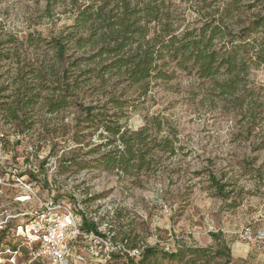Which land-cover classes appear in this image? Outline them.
<instances>
[{"label":"rangeland","instance_id":"obj_1","mask_svg":"<svg viewBox=\"0 0 264 264\" xmlns=\"http://www.w3.org/2000/svg\"><path fill=\"white\" fill-rule=\"evenodd\" d=\"M199 1L171 0L179 25L177 33L220 20V13L223 15L225 4L231 0H206L210 7L205 9H201ZM263 2L241 0L239 10L224 22H233L234 33L247 27L264 17ZM70 3L71 0H0L1 43L5 41L4 34L15 35L23 43L18 57L0 62V91L12 83V71L17 66L23 67L22 74L29 70L38 51L43 57L51 55L48 38L71 24ZM38 34L40 38L35 39ZM263 36L264 30L252 33L249 40L253 49L245 54L256 61L245 76L246 90L259 95L254 118L245 111L240 115L232 98L221 102L210 92L204 94L198 81L184 73L150 86L144 96L131 91V98L138 100L123 124L135 130L145 118L158 116L176 131L174 153L155 148L148 170L104 171L95 163L79 171L61 170L62 158L73 155L77 161H90L103 151H95L99 132H76L80 116L77 107L48 114L38 103L28 114L30 129L0 131V231L4 230L0 233V264H50L48 259L36 257L40 246L29 224L51 201L62 207L52 213L51 219H61L67 211L78 219L80 227V212L107 236L103 240L81 233L69 240L68 264H143L140 254L145 248L174 252L181 245L204 249L211 257L219 248L224 249L225 256L213 259L211 264H264ZM47 86L53 87L52 83ZM8 94L6 91L1 96ZM49 94L44 90L41 97ZM94 98L86 102L94 106ZM249 119L255 128L250 136L242 128ZM209 172L227 183L230 193L226 198L217 196L211 188ZM110 228L114 231L109 235ZM117 232L128 234V244L136 249L128 250L126 242L110 241L109 237ZM212 235H221L224 244L219 247ZM9 242L17 246V252L7 249L5 244ZM77 256L82 261H77ZM144 264L182 263L169 262L157 254Z\"/></svg>","mask_w":264,"mask_h":264},{"label":"trees","instance_id":"obj_2","mask_svg":"<svg viewBox=\"0 0 264 264\" xmlns=\"http://www.w3.org/2000/svg\"><path fill=\"white\" fill-rule=\"evenodd\" d=\"M79 1L71 0V24L49 36L47 44L51 55L43 57L38 51V58L29 64V70L22 74L23 67L17 66L12 71L15 75L12 83L1 89L0 131L30 129L28 114L38 103L48 114L77 107L80 116L76 121V132H99L100 142L95 151H103L90 161L83 158L77 161L73 155L62 158L61 170L75 168L79 171L87 169L90 163L104 171L148 170L153 163L155 148L167 154L174 153L175 129L158 116L145 118L143 125L135 130L128 128L122 120L138 100L131 98L132 90L141 94L138 97L144 96L150 86L171 81L177 73L194 77L204 94L210 92L221 102L232 98L231 103L240 115L245 111L254 118L259 95L246 90L245 76L250 64H256V61L245 54L253 49L250 35L263 32L264 17L234 33L233 22L226 24L224 18H231V13L239 10L241 0L227 2L220 20L206 21L197 28L180 33H177L179 25L171 0ZM205 2L197 3L201 9L209 8ZM29 35L24 38L26 41ZM3 36V43L0 39V62L12 61L19 56L23 43L15 35ZM39 38L40 34L35 39ZM260 47L264 49V36ZM255 59L259 57L255 55ZM48 83L53 87L48 88ZM44 90L50 91L49 96L41 97ZM6 91L9 94L2 97ZM90 97H95L96 105L86 102ZM242 128L246 135H252L255 129L253 120L249 119ZM28 175L33 177L30 173ZM222 180L213 172L208 173L215 194L226 198L230 192ZM79 214V234L91 233L103 240L107 238L98 232L95 223ZM113 231L110 228L109 235ZM212 237L219 241V247L224 244L221 235ZM109 240L126 242L128 250L136 249L128 244L130 238L124 232H117ZM5 245L8 250L17 252V246L10 242ZM22 251L26 250L22 248ZM223 251L219 248L211 257L204 249L181 245L174 252L147 247L140 255L144 261L158 254L169 262L211 264L213 259L225 256Z\"/></svg>","mask_w":264,"mask_h":264},{"label":"built area","instance_id":"obj_3","mask_svg":"<svg viewBox=\"0 0 264 264\" xmlns=\"http://www.w3.org/2000/svg\"><path fill=\"white\" fill-rule=\"evenodd\" d=\"M43 207V212L38 219L29 224V231L40 246L36 257H44L50 264H68L70 256L68 241L79 235L78 219L67 211L61 219L59 217L51 219L52 213L62 209L53 201L46 202ZM75 259L82 261V258L78 256Z\"/></svg>","mask_w":264,"mask_h":264}]
</instances>
